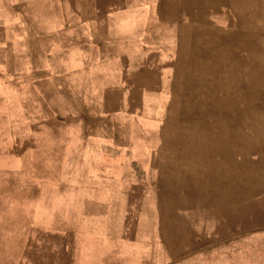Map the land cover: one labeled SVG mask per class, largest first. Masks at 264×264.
Masks as SVG:
<instances>
[{
	"label": "rangeland",
	"instance_id": "374dc122",
	"mask_svg": "<svg viewBox=\"0 0 264 264\" xmlns=\"http://www.w3.org/2000/svg\"><path fill=\"white\" fill-rule=\"evenodd\" d=\"M188 5L171 39L125 42L158 53L139 88L69 42L0 36V264H264L239 217L264 186V0L205 24Z\"/></svg>",
	"mask_w": 264,
	"mask_h": 264
},
{
	"label": "crops",
	"instance_id": "0c3cea01",
	"mask_svg": "<svg viewBox=\"0 0 264 264\" xmlns=\"http://www.w3.org/2000/svg\"><path fill=\"white\" fill-rule=\"evenodd\" d=\"M189 2L190 0H0V36L9 38L10 26L16 25L28 41L58 39L69 42L76 48L71 51L78 52L81 57L85 56L92 67L98 66L109 72L116 69L118 75L135 72L128 82L126 77L121 76V82L129 83L126 85L128 87L133 85V88H139L141 86L136 83L140 81L156 83V73L161 69L157 62L158 53L132 49L125 46V42L171 39L179 10L188 11ZM198 2L202 3L201 17L204 24L208 22L207 9L232 11L237 8L236 0ZM185 4L187 6H183ZM229 14L227 12L225 17ZM219 18L222 19L223 16L220 14ZM159 25L160 28H165V32H158ZM210 44L211 42H205L206 50ZM148 73L149 81L146 76L141 80L140 74ZM250 177L254 185L259 184L260 177L264 184V162L253 164ZM250 190L251 185L247 190L246 205L239 209L241 224L247 229L245 234L264 231V186L253 189L260 198ZM229 209L232 214L230 206ZM254 228L259 229L252 230ZM149 263L157 264V261L150 257ZM107 264L138 263L131 260Z\"/></svg>",
	"mask_w": 264,
	"mask_h": 264
}]
</instances>
